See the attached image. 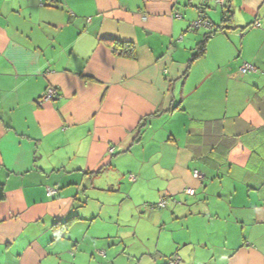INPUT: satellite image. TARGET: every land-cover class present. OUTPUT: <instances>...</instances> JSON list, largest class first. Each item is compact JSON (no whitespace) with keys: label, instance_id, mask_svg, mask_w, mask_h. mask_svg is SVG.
<instances>
[{"label":"crops","instance_id":"obj_1","mask_svg":"<svg viewBox=\"0 0 264 264\" xmlns=\"http://www.w3.org/2000/svg\"><path fill=\"white\" fill-rule=\"evenodd\" d=\"M225 2L229 21L209 0H0V264H264V0ZM201 10L217 30L190 61ZM112 192L129 214L184 200L201 242L115 236Z\"/></svg>","mask_w":264,"mask_h":264},{"label":"rangeland","instance_id":"obj_2","mask_svg":"<svg viewBox=\"0 0 264 264\" xmlns=\"http://www.w3.org/2000/svg\"><path fill=\"white\" fill-rule=\"evenodd\" d=\"M210 4H213L215 6V9L219 12L220 7L215 4L214 0H209ZM221 12V11H220ZM198 18V17H197ZM196 18V19H197ZM195 19V20H196ZM201 28V27H200ZM200 169H203L205 171L204 165H197ZM211 172V170H208ZM129 174H127L128 177ZM211 179L207 176L205 179L206 181ZM131 184H127V187H130ZM128 195V193H126ZM201 200V199H200ZM197 200L195 204H198L195 207V211H200L202 201ZM176 201V200H175ZM173 201H165L166 206L163 208H158L154 205H144L143 208H147L149 210H154L159 213L152 212L150 215L148 213H143L141 208L136 209L135 212L132 214H129L126 211V207L120 206V199L116 198V194L112 192L111 197L106 201L105 205L103 206V211L106 213V216L100 214V217L104 218V221H106L109 225L112 226V230L115 232V236L117 234H123L126 233L129 229L132 228V222H134L135 225L140 227H149L153 228L154 226V232L155 235H153L154 239L158 242L159 246H161L163 243L166 244L167 237H172V235L175 236L176 240L179 242V246L177 248H181L185 242H188L189 240L192 242L191 244H196L197 240L200 241L203 224H200L197 220H194V218H191L187 220L186 218H175L174 215H172V205H178L180 203H184V200H177L175 202ZM159 202V201H158ZM157 202V203H158ZM97 204V200L95 197H89L86 202V206L94 207ZM156 203V204H157ZM93 205V206H92ZM181 205V204H180ZM206 205V204H204ZM98 206V205H97ZM99 206L97 207V209ZM134 208V207H133ZM158 228H162L160 233V238L157 239V232ZM169 246V244H168Z\"/></svg>","mask_w":264,"mask_h":264},{"label":"built area","instance_id":"obj_3","mask_svg":"<svg viewBox=\"0 0 264 264\" xmlns=\"http://www.w3.org/2000/svg\"><path fill=\"white\" fill-rule=\"evenodd\" d=\"M214 2L216 5L220 7V9H223L226 4L225 0H214ZM257 24L258 23H256L255 25ZM200 27H203L209 30H212L214 28L212 23L205 17L202 10L200 11L198 18L195 21H193L190 25L191 29H197ZM239 70L242 73H246V72H255L257 69L252 64L245 62L242 64ZM56 97H58L57 89L53 86H48L43 92V94L40 96L38 101H48ZM112 152H113V147L109 148V153H112ZM192 175L195 179H201L202 177L201 173L196 169L193 170ZM128 178L133 181L135 180L136 176L134 174H129ZM53 193H54V189H49L48 194L51 195ZM183 193L187 195H193L195 193V190L193 188L186 187L185 189H183ZM165 205H166L165 200H160L157 204H155V206L158 208H163L165 207ZM168 264H179V258L178 257L170 258L168 261Z\"/></svg>","mask_w":264,"mask_h":264},{"label":"trees","instance_id":"obj_4","mask_svg":"<svg viewBox=\"0 0 264 264\" xmlns=\"http://www.w3.org/2000/svg\"><path fill=\"white\" fill-rule=\"evenodd\" d=\"M226 5L225 7L222 9L223 11V17H224V21H229L230 17H231V11L230 10H225L226 9ZM201 9V8H200ZM217 29L211 30V32L207 33V35L204 36L203 40H201L196 47V50L194 51V53L192 54V57L190 59V61H192L195 57L200 56L204 53L205 50V44H206V40L207 38L210 36V34L213 32H215ZM106 43L109 44L111 50L113 51V53L119 57H123V58H135V44L132 42H127V41H119V40H108ZM208 124L212 127V125L215 126H220V122L218 121H209ZM230 142H228L224 147L225 150L230 146ZM218 150V154L219 156H225V150L223 151V148L221 147ZM211 155L206 157V163H208L209 165H213L214 167H218L220 165V161L219 159L215 158V154L212 153V151L210 152ZM214 155V156H213ZM211 157V158H210ZM197 170V169H196ZM199 171V170H198ZM195 194V193H194ZM193 194V195H194ZM187 195V194H185ZM193 195H189V196H193ZM3 196V191L2 188L0 187V198ZM176 199H174L175 201ZM177 201V200H176ZM175 201V202H176ZM155 206V204H154ZM67 224L63 223L62 229L65 230ZM169 261V260H168ZM168 264V262H167Z\"/></svg>","mask_w":264,"mask_h":264}]
</instances>
